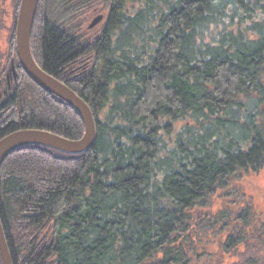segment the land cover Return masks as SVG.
Here are the masks:
<instances>
[{"label":"trees","instance_id":"trees-1","mask_svg":"<svg viewBox=\"0 0 264 264\" xmlns=\"http://www.w3.org/2000/svg\"><path fill=\"white\" fill-rule=\"evenodd\" d=\"M212 17L207 46L198 29ZM31 51L89 103L97 134L83 153L26 145L5 158L13 264H264V220L203 212L264 167V0H39ZM29 80L18 108L30 118L0 137H80L76 110Z\"/></svg>","mask_w":264,"mask_h":264},{"label":"water","instance_id":"water-1","mask_svg":"<svg viewBox=\"0 0 264 264\" xmlns=\"http://www.w3.org/2000/svg\"><path fill=\"white\" fill-rule=\"evenodd\" d=\"M39 0H20L15 21V45L19 62L25 73L38 86L53 93L73 107L80 116L84 131L78 138H69L39 127H19L0 137V167L14 150L26 145H42L57 151L78 154L89 150L96 139L97 125L89 103L69 85L45 71L34 59L31 51V31ZM103 14L95 16L90 27L96 25ZM0 256L2 264H13L0 220Z\"/></svg>","mask_w":264,"mask_h":264},{"label":"rangeland","instance_id":"rangeland-1","mask_svg":"<svg viewBox=\"0 0 264 264\" xmlns=\"http://www.w3.org/2000/svg\"><path fill=\"white\" fill-rule=\"evenodd\" d=\"M101 12L96 13L93 17L86 16L87 19L83 24L86 27L87 23H90L92 19ZM8 14L2 16V21L5 19L7 25L10 26L12 23V17ZM89 17V18H88ZM9 27H4L0 29V48L5 49L7 45V37L9 35ZM99 27H94V32H97ZM221 26L218 24L217 18H208L207 21L202 23L198 29V35L203 37L204 43L207 46L212 45V36L219 35V30ZM91 34H94L91 32ZM197 35V39L199 36ZM199 40L195 41L198 42ZM197 45V44H196ZM248 107V106H247ZM250 110L245 108L238 111L240 115H245ZM230 208V212H243L247 210L253 215L255 214L259 220H264V167L257 172H249L244 175L235 178L229 186L221 191H218L210 199V205L203 211L205 213H211L212 215L223 212L224 210ZM233 209V210H232Z\"/></svg>","mask_w":264,"mask_h":264},{"label":"flooded vegetation","instance_id":"flooded-vegetation-1","mask_svg":"<svg viewBox=\"0 0 264 264\" xmlns=\"http://www.w3.org/2000/svg\"><path fill=\"white\" fill-rule=\"evenodd\" d=\"M19 3L20 0H0V29H4V27H9L10 29V31L8 29L9 35L6 48H0V130L10 125L13 127L20 126L21 123L30 118L25 113L24 115L22 114V108H18L19 104L22 103L23 94L28 95V92L33 89L29 76L19 62L15 45V21ZM4 14L12 17L10 26L7 25L5 19L1 20ZM74 64L75 76H77L80 68L79 57L76 58ZM58 99L60 100L59 105L64 106L63 100L59 97ZM28 101L31 103L29 98ZM53 103L58 104L56 99H53Z\"/></svg>","mask_w":264,"mask_h":264},{"label":"bare ground","instance_id":"bare-ground-1","mask_svg":"<svg viewBox=\"0 0 264 264\" xmlns=\"http://www.w3.org/2000/svg\"><path fill=\"white\" fill-rule=\"evenodd\" d=\"M33 81V80H32ZM34 82V81H33ZM14 130V129H13ZM12 131V130H11ZM10 132V131H9Z\"/></svg>","mask_w":264,"mask_h":264}]
</instances>
